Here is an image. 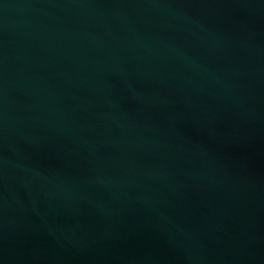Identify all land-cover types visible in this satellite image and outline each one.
Listing matches in <instances>:
<instances>
[{
	"label": "water",
	"instance_id": "95a60500",
	"mask_svg": "<svg viewBox=\"0 0 264 264\" xmlns=\"http://www.w3.org/2000/svg\"><path fill=\"white\" fill-rule=\"evenodd\" d=\"M0 264H264V0H0Z\"/></svg>",
	"mask_w": 264,
	"mask_h": 264
}]
</instances>
